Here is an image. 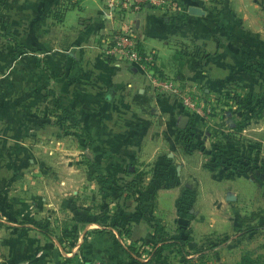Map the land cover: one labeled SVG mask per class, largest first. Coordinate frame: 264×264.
Listing matches in <instances>:
<instances>
[{
  "label": "rangeland",
  "instance_id": "374dc122",
  "mask_svg": "<svg viewBox=\"0 0 264 264\" xmlns=\"http://www.w3.org/2000/svg\"><path fill=\"white\" fill-rule=\"evenodd\" d=\"M1 6L2 92L8 93L9 57L19 51L33 59V80L34 71L48 69L49 81L45 105L33 101L31 129L0 119V229L7 236L28 228L66 253L93 231L105 230L118 235L130 264H264V0L236 3L247 9L256 34L249 60L254 85L229 84L208 98L200 94L209 116L176 131L210 169L197 155L187 156L179 183L159 196L160 217L143 211L141 198L154 202L152 192L143 193L152 181L161 188L171 183L140 163L126 164L123 171L93 163L85 135L57 108L50 66L37 48L15 49L23 46L24 33L14 23L23 20L5 15ZM52 11L43 26L48 42L58 36L60 11ZM141 214L150 217L148 241L133 233V219ZM160 244L165 247L155 254Z\"/></svg>",
  "mask_w": 264,
  "mask_h": 264
},
{
  "label": "crops",
  "instance_id": "0c3cea01",
  "mask_svg": "<svg viewBox=\"0 0 264 264\" xmlns=\"http://www.w3.org/2000/svg\"><path fill=\"white\" fill-rule=\"evenodd\" d=\"M174 1V13L147 7L128 18L140 45L155 51L157 68L194 88L203 98L219 94L229 84L253 87L255 72L249 60L255 54L256 34L250 29L247 9L236 7L237 2L247 0ZM0 4L6 8L5 15L23 20L19 25L14 23L19 26L14 28L24 33L23 47L39 49L54 76L58 101L72 110L90 134L88 154L93 163L109 171H123L126 164L140 163L171 183V187L161 188L152 181L143 193L152 192L150 199L154 196L155 200L141 198L143 211L160 217L159 196L180 180L187 156L197 155L201 166L210 169L201 153L178 138V121L186 115L177 99L156 95L140 67L99 53V40L115 26L105 15L104 0H0ZM53 7L56 13L60 11L58 36L48 42L43 26L53 16ZM190 7L203 13H189ZM32 33H39V39H32ZM194 46L206 55L191 57ZM18 54L9 57L8 93L2 92L5 79L0 81V119L7 118L29 130L33 101L40 105L47 101L48 69L39 70V74L34 71L33 80L32 57L20 55L21 51ZM200 119L196 114L187 123ZM181 134L186 135L185 131ZM135 217L134 235L148 241L150 228L142 217ZM117 237L114 231L96 230L65 253L38 231L27 228L7 236L0 229V264H130L117 245Z\"/></svg>",
  "mask_w": 264,
  "mask_h": 264
},
{
  "label": "built area",
  "instance_id": "2783aa9c",
  "mask_svg": "<svg viewBox=\"0 0 264 264\" xmlns=\"http://www.w3.org/2000/svg\"><path fill=\"white\" fill-rule=\"evenodd\" d=\"M147 7L166 14L174 13L177 9L174 0H104L105 15L115 26L99 40V53L104 58L140 67L153 92L159 96L175 97L182 114L188 119L196 114L207 118L208 110L202 105L204 101L199 92L157 68L155 51L145 50L140 45L128 18Z\"/></svg>",
  "mask_w": 264,
  "mask_h": 264
},
{
  "label": "trees",
  "instance_id": "16d2710c",
  "mask_svg": "<svg viewBox=\"0 0 264 264\" xmlns=\"http://www.w3.org/2000/svg\"><path fill=\"white\" fill-rule=\"evenodd\" d=\"M15 49H17V50H22V49H24V47L21 46V45L16 44V45H15ZM183 52H184L185 54H187L186 50H184ZM205 55H206V54H205L204 52H202V51H199V48L196 47V46L193 47V50H192V52L190 53V56H191V57H196V58H197V57H198V58H203ZM57 108H58V110L61 112V115L64 116V118H69V119L71 120V122H72V125L75 126L76 128H78L81 132H83V134L85 135V138H86V144H89V142H90V140H91V136H90V134L88 133L87 130H85L83 127H81V126L79 125V123H78L76 117H74V115H73L68 109H66L65 107H63V105L61 104L60 101H58V107H57ZM179 131H180V130H179ZM181 135H183V134H181ZM184 143H185V144H189V142L186 140V138H184ZM186 146H187V145H186ZM135 198H136L135 200L137 201V203H139L138 198H137V197H135ZM141 217H142L144 220H146V222L149 223L148 219H146V218L144 217V215L141 214ZM149 224H151V223H149ZM151 226H152V225H151ZM164 247H165V245L163 246L162 244H160L159 246L156 247V249L154 250V253L156 254V253L161 252V251L163 250Z\"/></svg>",
  "mask_w": 264,
  "mask_h": 264
},
{
  "label": "water",
  "instance_id": "95a60500",
  "mask_svg": "<svg viewBox=\"0 0 264 264\" xmlns=\"http://www.w3.org/2000/svg\"><path fill=\"white\" fill-rule=\"evenodd\" d=\"M189 13H193V14H202L203 12L200 11L198 8L196 7H190L189 8ZM188 122V117L187 116H182L179 121H178V128L179 129H184L187 125Z\"/></svg>",
  "mask_w": 264,
  "mask_h": 264
}]
</instances>
